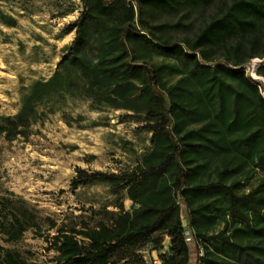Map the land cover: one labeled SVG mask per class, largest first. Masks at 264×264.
<instances>
[{"label": "trees", "instance_id": "obj_1", "mask_svg": "<svg viewBox=\"0 0 264 264\" xmlns=\"http://www.w3.org/2000/svg\"><path fill=\"white\" fill-rule=\"evenodd\" d=\"M82 1L76 37L61 64L64 72L85 80L86 88L107 91L115 106L136 100L155 105L157 110L149 114L157 122L145 127L152 132L154 149L138 171L86 175L80 170L87 178L74 179L75 187L110 183L115 193L127 190L133 207L126 210L118 203V211H104L102 219L58 227L47 239L49 250L57 253L55 263L147 264L142 250L150 244L159 248L166 235L169 251L159 255L164 264H191L182 202L188 227L205 247L200 264H264V180L248 193L241 192V179L231 181L249 162L264 169V96L239 68L256 57L264 59V0H222L217 13L185 45L158 32L184 26V18L216 0ZM184 11L173 25L152 24L157 16ZM93 35L101 45L99 55L90 59L85 38ZM135 45L180 61L185 69L140 63L133 55ZM218 53L226 64L215 63ZM169 69L181 76L172 85L164 82ZM258 71L264 77V66ZM61 76L58 71L36 82L16 115L0 114V136L8 141L27 136L37 106L55 92ZM219 157L216 178L211 179L208 171ZM204 175L208 180H201ZM222 216L224 229L210 239L208 233ZM29 219L27 211L0 217L4 242L19 241ZM0 264L30 263L0 245Z\"/></svg>", "mask_w": 264, "mask_h": 264}, {"label": "rangeland", "instance_id": "obj_2", "mask_svg": "<svg viewBox=\"0 0 264 264\" xmlns=\"http://www.w3.org/2000/svg\"><path fill=\"white\" fill-rule=\"evenodd\" d=\"M221 1L196 10L183 19L184 26L167 28L158 32L159 36L185 45L183 41L193 39L217 13ZM83 8L82 0H0V114L16 115L36 82L62 73L55 92L37 106L29 134L13 141L0 136V217L11 218L19 211H27L30 216L28 229L19 241L5 243L0 235V245L30 264H56L57 253L49 250L47 239L57 233L58 227L79 224L82 219L97 221L104 211H118V203H123L126 210L132 209L126 189L115 193L113 185L102 181L75 187L74 179L87 178L80 170L86 175L131 173L144 165L154 149L152 132L145 127L157 122L151 121L149 114L157 110L155 105L136 100L115 106L107 100V91L86 88L85 80L64 72L61 64L76 37L74 27ZM184 13L157 16L152 24L173 25ZM11 20L16 21L15 27L8 24ZM85 39L90 41L85 54L94 59L101 41L96 35ZM133 55L145 65L170 64L185 69L182 62L163 58L139 45L133 46ZM217 57L216 64H226L222 53ZM261 66L264 59L256 57L239 68L264 95V77L258 71ZM180 77L169 69L164 82L172 85ZM220 162V157L213 161L208 171L213 173L211 179L216 178ZM170 171L173 173V168ZM207 175L201 180H208ZM239 179L241 192L248 193L264 180V169L249 162L231 181ZM180 207L186 221V205L181 202ZM222 219L208 233L210 239L224 229ZM53 222L57 227L52 226ZM163 239L159 248L150 244L143 253H161L169 247L166 235ZM190 253L191 264H195L194 247Z\"/></svg>", "mask_w": 264, "mask_h": 264}, {"label": "built area", "instance_id": "obj_3", "mask_svg": "<svg viewBox=\"0 0 264 264\" xmlns=\"http://www.w3.org/2000/svg\"><path fill=\"white\" fill-rule=\"evenodd\" d=\"M185 227V242L191 248H195V264H200V260L205 257L206 251L203 244L198 243L196 237L192 230L188 227V225H184ZM145 260L147 264H164V261L160 258V256L155 255H145Z\"/></svg>", "mask_w": 264, "mask_h": 264}, {"label": "crops", "instance_id": "obj_4", "mask_svg": "<svg viewBox=\"0 0 264 264\" xmlns=\"http://www.w3.org/2000/svg\"><path fill=\"white\" fill-rule=\"evenodd\" d=\"M183 222H184V225H188L187 224V221H184L183 220ZM166 238H167V240H168V242H169V247H170V241H171V239L168 237V236H166ZM169 247H165V249L163 250V251H161V253H158V252H156V251H153L151 254L150 253H146V252H144V254L145 255H152V256H155V255H161V254H164V253H166V252H168L169 251Z\"/></svg>", "mask_w": 264, "mask_h": 264}, {"label": "water", "instance_id": "obj_5", "mask_svg": "<svg viewBox=\"0 0 264 264\" xmlns=\"http://www.w3.org/2000/svg\"><path fill=\"white\" fill-rule=\"evenodd\" d=\"M264 96V95H263Z\"/></svg>", "mask_w": 264, "mask_h": 264}]
</instances>
